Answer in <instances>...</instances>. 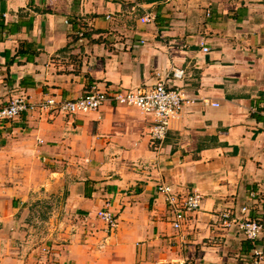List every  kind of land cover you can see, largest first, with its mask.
Here are the masks:
<instances>
[{"label":"crops","instance_id":"obj_1","mask_svg":"<svg viewBox=\"0 0 264 264\" xmlns=\"http://www.w3.org/2000/svg\"><path fill=\"white\" fill-rule=\"evenodd\" d=\"M168 77L194 103L159 149L131 106L0 124V264H254L222 214L264 219V0H0V108ZM162 183L202 195L179 231Z\"/></svg>","mask_w":264,"mask_h":264},{"label":"built area","instance_id":"obj_2","mask_svg":"<svg viewBox=\"0 0 264 264\" xmlns=\"http://www.w3.org/2000/svg\"><path fill=\"white\" fill-rule=\"evenodd\" d=\"M156 16L146 13L141 19L143 24L154 23ZM84 31L79 33L84 38ZM205 52L209 49L205 48ZM184 71L175 69L172 71V79H182ZM170 77L160 81L151 88H139L127 90L124 88H99L92 85L86 93L76 99H61L50 97L40 103H33L27 98L17 97L0 108V124L12 121L15 118L32 111L40 110L53 114L74 116L98 111L105 104L114 106H131L155 117V123L150 131L152 145L159 149L166 140L170 122L179 113L185 104L194 103L186 98L179 87L169 86ZM158 192L165 196L168 211L171 214L172 226L175 230H181L190 216L201 210L202 195L191 192L186 195H179L172 186L166 183L158 185ZM255 197V193H251ZM246 212V208L244 209ZM109 227L114 230L117 226V217L109 210H102L98 214ZM222 218L237 225L244 237L255 243L264 233V219H232L231 214H222ZM254 264H264L263 249L255 248L253 251Z\"/></svg>","mask_w":264,"mask_h":264},{"label":"trees","instance_id":"obj_3","mask_svg":"<svg viewBox=\"0 0 264 264\" xmlns=\"http://www.w3.org/2000/svg\"><path fill=\"white\" fill-rule=\"evenodd\" d=\"M85 35V34H84ZM247 241V243H249L250 245H249V250L250 251H254L255 250V248H257V243H258V241H256L255 243H252L251 241H249V240H246Z\"/></svg>","mask_w":264,"mask_h":264}]
</instances>
